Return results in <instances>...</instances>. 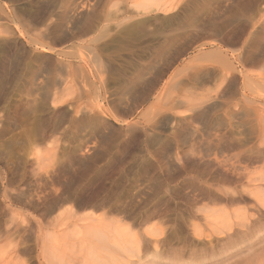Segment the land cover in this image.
<instances>
[{
    "label": "rangeland",
    "instance_id": "rangeland-1",
    "mask_svg": "<svg viewBox=\"0 0 264 264\" xmlns=\"http://www.w3.org/2000/svg\"><path fill=\"white\" fill-rule=\"evenodd\" d=\"M94 250L264 264V0H0V264Z\"/></svg>",
    "mask_w": 264,
    "mask_h": 264
},
{
    "label": "bare ground",
    "instance_id": "bare-ground-1",
    "mask_svg": "<svg viewBox=\"0 0 264 264\" xmlns=\"http://www.w3.org/2000/svg\"><path fill=\"white\" fill-rule=\"evenodd\" d=\"M120 235H118L117 237H119ZM124 237V236H123ZM122 237V238H123ZM100 238V237H99ZM103 238V237H102ZM104 242V241H103ZM93 251V250H92ZM90 251V252H92ZM125 251V250H124ZM128 253V252H127ZM126 253V254H127ZM87 255V254H85ZM118 256L121 258V256L118 254ZM117 253H114V251L110 252H106L105 253H98V252H92L89 253L88 256H86L85 258H83L82 263L83 264H120L119 263V259H118ZM83 257V256H82ZM93 261V262H91ZM123 264V263H121ZM135 264V263H134ZM138 264V263H137Z\"/></svg>",
    "mask_w": 264,
    "mask_h": 264
}]
</instances>
